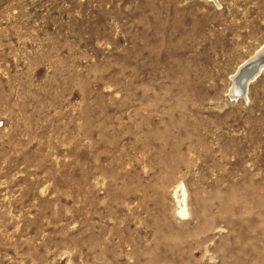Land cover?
<instances>
[{
	"label": "rangeland",
	"instance_id": "obj_1",
	"mask_svg": "<svg viewBox=\"0 0 264 264\" xmlns=\"http://www.w3.org/2000/svg\"><path fill=\"white\" fill-rule=\"evenodd\" d=\"M263 49L264 0H0V264H264Z\"/></svg>",
	"mask_w": 264,
	"mask_h": 264
},
{
	"label": "bare ground",
	"instance_id": "obj_2",
	"mask_svg": "<svg viewBox=\"0 0 264 264\" xmlns=\"http://www.w3.org/2000/svg\"><path fill=\"white\" fill-rule=\"evenodd\" d=\"M216 1V0H214ZM261 58V59H260ZM259 60L258 62V66L256 67L257 68V71L252 73V79L248 78V77H242L241 80H240V85H238L237 83V77L241 71V68L246 65V64H250L252 62H255L256 60ZM262 60V61H261ZM262 69H264V49L263 50H260L258 51L253 57H251L250 59H248L246 62H244L239 68H238V71L232 76V85L230 87V94L233 96V98H241L239 95L242 94L243 92V88L242 87H245V91H244V95L242 96L243 98H246V95H247V90H248V85L249 83L251 82V80H254L255 77L260 73V71H262ZM239 94L237 96L233 95V94ZM184 212V209H181L180 213H183Z\"/></svg>",
	"mask_w": 264,
	"mask_h": 264
},
{
	"label": "water",
	"instance_id": "obj_3",
	"mask_svg": "<svg viewBox=\"0 0 264 264\" xmlns=\"http://www.w3.org/2000/svg\"><path fill=\"white\" fill-rule=\"evenodd\" d=\"M261 59V58H260ZM260 59H258V60H256L255 62H252V63H248V64H246V65H244L242 68H241V71H240V73H239V75H238V77H237V83H238V85H240V80H241V78L242 77H248V78H250V79H252L253 77H252V73H254V72H256L257 71V66L259 65L258 64V62H259V60ZM262 61V60H261ZM257 65V66H256ZM252 81V80H251ZM243 89V92H242V94H233V95H235V96H237V95H239L240 97H242L243 95H244V91H245V87H242Z\"/></svg>",
	"mask_w": 264,
	"mask_h": 264
}]
</instances>
